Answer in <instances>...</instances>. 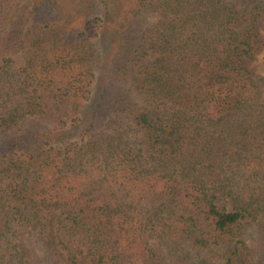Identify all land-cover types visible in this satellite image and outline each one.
I'll use <instances>...</instances> for the list:
<instances>
[{
	"label": "trees",
	"instance_id": "trees-1",
	"mask_svg": "<svg viewBox=\"0 0 264 264\" xmlns=\"http://www.w3.org/2000/svg\"><path fill=\"white\" fill-rule=\"evenodd\" d=\"M262 31L264 0H0V264H264Z\"/></svg>",
	"mask_w": 264,
	"mask_h": 264
},
{
	"label": "rangeland",
	"instance_id": "rangeland-1",
	"mask_svg": "<svg viewBox=\"0 0 264 264\" xmlns=\"http://www.w3.org/2000/svg\"><path fill=\"white\" fill-rule=\"evenodd\" d=\"M262 38H263V46L260 50L256 52L253 61V69L256 75H261L262 68L264 66V32L263 31H262ZM253 46L257 50L258 42L254 41Z\"/></svg>",
	"mask_w": 264,
	"mask_h": 264
}]
</instances>
